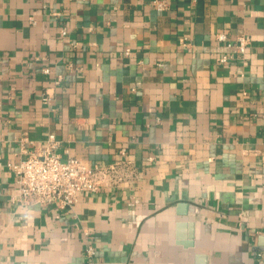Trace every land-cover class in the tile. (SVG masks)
<instances>
[{
    "label": "crops",
    "instance_id": "crops-1",
    "mask_svg": "<svg viewBox=\"0 0 264 264\" xmlns=\"http://www.w3.org/2000/svg\"><path fill=\"white\" fill-rule=\"evenodd\" d=\"M151 1L0 0V264H264V0ZM49 134L136 175L24 204L7 164Z\"/></svg>",
    "mask_w": 264,
    "mask_h": 264
},
{
    "label": "built area",
    "instance_id": "built-area-1",
    "mask_svg": "<svg viewBox=\"0 0 264 264\" xmlns=\"http://www.w3.org/2000/svg\"><path fill=\"white\" fill-rule=\"evenodd\" d=\"M152 6L163 11L168 9L166 0H152ZM52 15L58 16L59 12ZM65 30H60L62 36ZM215 39L224 42L226 47L233 49L232 53L222 54L216 58L220 64H225L233 58V54L242 56L249 45L248 37L239 33L228 37L224 32H218ZM181 45H186L184 39H180ZM127 49L124 55H128ZM44 74L50 73V68L42 69ZM57 83V82H56ZM47 91L44 101H49ZM25 139H22L24 141ZM21 141V143H22ZM58 141L54 134H49L45 139V145L36 151H27L23 145L21 152L25 154L13 163L7 165L15 172V182L18 193L16 199L24 204L35 203L41 207L56 205L60 210H71L78 195L83 191L96 192L102 187H114L128 183L136 175V165L132 159L126 157L127 149L120 147L119 158L108 165H87L76 157H68L61 160L56 152ZM149 161L153 157L147 158ZM84 251L87 257L95 255L94 247L90 241V231L83 230Z\"/></svg>",
    "mask_w": 264,
    "mask_h": 264
}]
</instances>
